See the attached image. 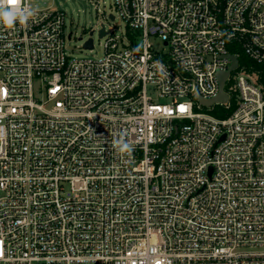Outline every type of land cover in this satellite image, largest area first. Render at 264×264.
Segmentation results:
<instances>
[{
	"label": "built area",
	"instance_id": "built-area-1",
	"mask_svg": "<svg viewBox=\"0 0 264 264\" xmlns=\"http://www.w3.org/2000/svg\"><path fill=\"white\" fill-rule=\"evenodd\" d=\"M114 6L0 24V264H264V0Z\"/></svg>",
	"mask_w": 264,
	"mask_h": 264
},
{
	"label": "rangeland",
	"instance_id": "rangeland-1",
	"mask_svg": "<svg viewBox=\"0 0 264 264\" xmlns=\"http://www.w3.org/2000/svg\"><path fill=\"white\" fill-rule=\"evenodd\" d=\"M32 9L62 10L66 14L65 37L66 51L73 57L99 58L104 53L105 39L99 36L101 23L104 21L102 11L107 15H116L114 22L107 24V30L115 31L117 35L125 32V22L117 15L114 0H28ZM99 5V9H98ZM117 28V30H116ZM94 48L88 50L84 48V43L90 37ZM70 34V38L68 35ZM155 46H160L158 39H151ZM255 78L258 77L254 73Z\"/></svg>",
	"mask_w": 264,
	"mask_h": 264
},
{
	"label": "clouds",
	"instance_id": "clouds-1",
	"mask_svg": "<svg viewBox=\"0 0 264 264\" xmlns=\"http://www.w3.org/2000/svg\"><path fill=\"white\" fill-rule=\"evenodd\" d=\"M22 0H0V24L12 27L18 21L25 24L35 15V11L21 6ZM118 150L122 153L131 151V146L124 140L115 142Z\"/></svg>",
	"mask_w": 264,
	"mask_h": 264
},
{
	"label": "water",
	"instance_id": "water-1",
	"mask_svg": "<svg viewBox=\"0 0 264 264\" xmlns=\"http://www.w3.org/2000/svg\"><path fill=\"white\" fill-rule=\"evenodd\" d=\"M110 18H113V15H110ZM92 34H93V30H91L90 32V37L88 38V40H86V42L84 43V48H92L93 47V38H92ZM103 35H105V28H104V23H101L100 29H99V36L102 37ZM232 60H233V65L235 66L237 64V60L235 56H231ZM224 81V77L221 78V84ZM227 97V94L225 92H221L215 99H210V100H205L203 98H201L200 96H197L198 100L200 102H202L203 104H211L213 101L215 100H225Z\"/></svg>",
	"mask_w": 264,
	"mask_h": 264
},
{
	"label": "trees",
	"instance_id": "trees-1",
	"mask_svg": "<svg viewBox=\"0 0 264 264\" xmlns=\"http://www.w3.org/2000/svg\"><path fill=\"white\" fill-rule=\"evenodd\" d=\"M256 69L260 70L262 72V71H264V66L256 64Z\"/></svg>",
	"mask_w": 264,
	"mask_h": 264
}]
</instances>
